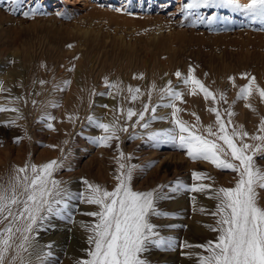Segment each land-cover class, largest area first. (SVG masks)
I'll return each mask as SVG.
<instances>
[{"label": "rangeland", "instance_id": "rangeland-1", "mask_svg": "<svg viewBox=\"0 0 264 264\" xmlns=\"http://www.w3.org/2000/svg\"><path fill=\"white\" fill-rule=\"evenodd\" d=\"M187 2L22 0L17 6L10 0H0V87L5 90L0 91V105L20 110L19 113L0 111V182L6 181L16 166L64 160V168L56 171L54 177L73 194L83 191L87 195L82 180L112 190L116 184L120 154L116 145L119 143L120 150L133 157L130 162L139 166L132 179L136 191H149L177 180L191 185L193 171H205L214 177V181L205 182L215 187L234 186L235 173L218 170L209 162L193 161L185 150L170 145L151 147L142 138L128 139L132 131L143 136L145 131L168 128L169 120L155 121L148 130L130 128L129 133H120V140H113L110 147L96 146L87 138L102 134L100 129L88 125V116L110 122L112 109L118 103L139 109L153 83L158 90L169 80L185 93L184 102L179 103L185 109L180 113L181 118L194 123L191 113L195 112L202 126L212 124L215 115L207 110L212 102L205 101L202 94L188 95V89L175 76L177 70L186 75L189 66L211 90L226 92L229 104L236 99L239 87L248 83V78H242L241 74L254 76L256 83L264 87V30H261L264 25L230 8H202L200 12L205 17L215 12L220 19L211 26L199 23L195 16L180 14L181 4ZM240 2L247 3V0ZM40 5L46 14L23 16L24 11ZM117 8L122 11H116ZM58 12L64 15H57ZM73 65L74 70L69 71ZM141 73L143 79L139 78ZM105 77L109 82H120L119 95L115 88L111 90L112 96L94 94L107 91ZM229 77L235 78V86ZM40 80L47 83L41 85ZM65 80L71 81L66 90H54V85ZM128 86H139L145 95L130 104L123 99L128 95ZM10 97H24L27 103L11 101ZM33 100L37 102L35 105ZM157 100L158 92L154 90L152 102ZM50 102L59 107H51ZM249 102L256 111L239 100L233 105L232 119L251 134L256 132L264 116V103L257 93ZM170 112L171 109L162 107L157 114ZM45 114L55 118L51 121L54 130L47 129L40 121ZM69 116L73 119H68ZM10 120H15V124L5 123ZM15 137H21L19 143L14 142ZM257 163L264 167V158H258ZM164 191L169 189L166 187ZM259 195L264 205V191ZM171 196L159 202L158 208L175 215L151 218L159 226L161 235L192 245L214 240L216 233L206 225L215 224V219L207 213L215 209L216 201L202 193L187 191L171 193ZM193 196L195 201L191 199ZM69 204L71 219L53 218L50 223L54 228L40 232L37 238L41 246L54 242L51 259L55 264H77L80 258H86L89 233L81 222L92 223L94 218L85 213L98 210V206L83 200L72 199ZM201 208L206 211L201 212ZM74 242L80 247L77 253ZM182 252L192 255H182ZM199 252L201 249L196 247L177 246L170 251L152 250L146 258L151 264H197L195 254Z\"/></svg>", "mask_w": 264, "mask_h": 264}, {"label": "snow or ice", "instance_id": "snow-or-ice-1", "mask_svg": "<svg viewBox=\"0 0 264 264\" xmlns=\"http://www.w3.org/2000/svg\"><path fill=\"white\" fill-rule=\"evenodd\" d=\"M10 2L18 6L22 0ZM202 8H230L264 25V0H247V3H241L240 0H188L181 4L179 12L185 17L195 16L196 22H206L210 26L220 19L215 12L205 17L200 12ZM115 10L122 11L120 8ZM22 14L28 18L46 13L40 5ZM57 15L63 16L64 13L58 12ZM74 67L69 71L74 70ZM194 73L195 69L189 66L186 75L177 70L175 76L188 89V95L202 94L205 101L212 102V106L207 109L215 115L212 124L202 126L195 112L191 113L195 118L194 123L181 118L180 113L185 109L179 107V103L184 102L185 93L169 80L158 90L153 83L147 89V100L141 101L139 109L122 107L118 103L112 109L110 122L105 123L95 115L88 116V125L100 129L102 134L87 138L96 146L110 147L113 140H120V133H129L130 128L148 130L155 121L169 120L171 126L168 128L145 131L143 136L138 131H132L128 139L142 138L151 147L170 145L185 150L193 161L209 162L218 170L235 173L234 186L215 187L213 183L205 182L214 181V177L205 171H193L191 185L177 180L149 191H136L132 187V179L139 166L130 162L133 157L123 153L119 143L116 145L120 153L117 157L116 184L112 190L82 180L87 195L83 191L73 194L63 186L62 181L54 177L56 171L64 168V160L16 166L8 179L0 182V264H55L51 259L54 256V242L41 246L37 238L40 232L54 228L50 223L53 218L71 219L69 201L72 199L98 206L97 211L85 213L94 218L92 223L81 222V226L89 233V248L85 250L86 258H80L77 264H151L146 254L152 250H174L177 246L181 249H201L195 254L197 264H264V205H261L259 195L260 191H264V167L257 163L258 158H264V116H261L256 132L251 134L232 119L235 115L233 105L239 100H244L247 108L256 111L249 102L250 97L257 93L264 103V87L256 83L254 76L241 74L242 78H248V83L239 87L236 99L229 104L226 92L211 90ZM139 78L143 79L142 73ZM229 80L235 86V78L229 77ZM104 82L107 91L95 95L112 96L113 88L117 95L121 93L120 82H109L107 77ZM38 83L44 85L47 82L40 80ZM70 83V80H65L53 88L64 91ZM154 90L158 92L155 103L152 102ZM0 91L5 90L0 87ZM127 93L123 99L130 104L140 101L145 95L139 86H128ZM10 100H24L27 103L24 97H10ZM32 103L35 105L37 102L33 100ZM50 106L59 107L55 102H50ZM103 107L107 108L108 105ZM162 107L171 109V112L158 115L157 111ZM0 111L19 113L20 110L0 105ZM54 119L51 114L40 117L49 130H54L51 122ZM68 119L72 120L73 117L69 116ZM5 123L14 125L15 120ZM20 139L15 137L14 142L19 143ZM249 140L252 142L249 143ZM166 187L169 192L164 191ZM180 191L202 193L216 201L215 209L207 213L215 219V224L206 225L216 233L214 240L192 245L161 235L159 226L151 218L175 215L158 208V203L171 199V193ZM191 199L195 201V196ZM200 211L206 210L201 208ZM182 255L192 254L182 252Z\"/></svg>", "mask_w": 264, "mask_h": 264}, {"label": "bare ground", "instance_id": "bare-ground-1", "mask_svg": "<svg viewBox=\"0 0 264 264\" xmlns=\"http://www.w3.org/2000/svg\"><path fill=\"white\" fill-rule=\"evenodd\" d=\"M188 20V19H187ZM79 244H76V242H74V246H73V249L75 250L74 252L77 253L78 252V249H79Z\"/></svg>", "mask_w": 264, "mask_h": 264}]
</instances>
